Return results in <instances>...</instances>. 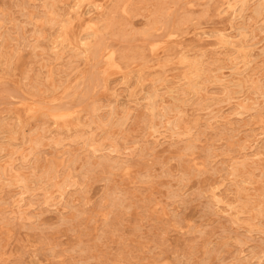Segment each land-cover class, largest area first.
<instances>
[{
    "label": "rangeland",
    "instance_id": "1",
    "mask_svg": "<svg viewBox=\"0 0 264 264\" xmlns=\"http://www.w3.org/2000/svg\"><path fill=\"white\" fill-rule=\"evenodd\" d=\"M260 1L0 0V264H264Z\"/></svg>",
    "mask_w": 264,
    "mask_h": 264
},
{
    "label": "bare ground",
    "instance_id": "2",
    "mask_svg": "<svg viewBox=\"0 0 264 264\" xmlns=\"http://www.w3.org/2000/svg\"><path fill=\"white\" fill-rule=\"evenodd\" d=\"M57 1H58V0H57ZM59 1H60V0H59ZM230 1H231V0H230ZM236 1H237V0H236ZM259 1H260V0H259ZM52 2H53V1H52ZM116 2H117V4H118V0H116ZM130 2H131V1H130ZM134 2H135V1H134ZM238 2H239V1H238ZM260 2H261V1H260ZM260 2H259V4H260ZM53 3H54V2H53ZM112 3H113V2H112ZM252 3H253V2H252ZM254 3H255V2H254ZM43 4L45 5V3H43ZM56 4H57V3H56ZM71 4H72V3H71ZM113 4H114V3H113ZM228 4H229V1H228ZM228 4H227V5H228ZM234 4H236V3H234ZM259 4H258V7H257V8H254V9H259V7H260ZM44 5H43V6H44ZM78 5H79V4H78ZM83 5H84V4H83ZM124 5H125V4H124ZM159 5L161 6V4H159ZM222 5H223V4H222ZM249 5H250V4H249ZM249 5H248V6H249ZM24 6H25V5H24ZM61 6H62V4H61ZM75 6H76V5H75ZM79 6H80V5H79ZM79 6H78V7H79ZM99 6H100V5H99ZM99 6H98V9H99ZM106 6H107V5H106ZM115 6H116V5H115ZM115 6H114V7H115ZM18 7H19V6H18ZM41 7H42V6H41ZM80 7H81V6H80ZM85 7H86V6H85ZM94 7H96V6H94ZM110 7H111V9L114 8V7H112V5H111ZM110 7H109V8H110ZM128 7H129V6H127V9H128ZM263 7H264V6H263ZM42 8H43V7H42ZM73 8H74V7H73ZM19 9H21V8H19ZM31 9H32V8H31ZM55 9H56V8H55ZM55 9H54V10H55ZM111 9H110V10H111ZM125 9H126V8H125ZM158 9H160V8H158ZM214 9H216V8H214ZM237 9H238V8H237ZM42 10H43V9H42ZM56 10H57V9H56ZM56 10H55V11H56ZM63 10H64V9H63ZM114 10H115V8H114ZM251 10H252V9H251ZM259 10H260V9H259ZM25 11H26V10H25ZM46 11H47V10H46ZM55 11H54V12H55ZM57 11H58V10H57ZM73 11L75 12V10H73ZM90 11H92V10H90ZM90 11H89V12H90ZM159 11H160V10H159ZM253 11H255V10H253ZM257 11H258V10H257ZM261 11H262V10H261ZM31 12H32V11H31ZM64 12H65V11H64ZM80 12H81V11H80ZM223 12H224V11H223ZM235 12H236V11H235ZM247 12H248V11H247ZM250 12H251V11H250ZM52 13H53V12H52ZM55 13H56V12H55ZM108 13H109V12H108ZM108 13H107V15H108ZM221 13H222V12H221ZM258 13H259V12H258ZM262 13H264V12L262 11ZM24 14H25V12H24ZM31 14L33 15V13H31ZM45 14H46V13H45ZM129 14H130V13H129ZM249 14H250V13H248V15H249ZM251 14H252V13H251ZM43 15H44V14H43ZM61 15H62V14H61ZM73 15H74V14H73ZM103 15H104V14H103ZM107 15H106V16H107ZM113 15H114V14H113ZM113 15H112V16H113ZM237 15H238V14H237ZM243 15H244V14H243ZM26 16H27V14H26ZM26 16H25V17H26ZM29 16H31V15H29ZM45 16H46V15H45ZM51 16H52V14H51ZM56 16H57V15H56ZM62 16H63V15H62ZM76 16H77V15H76ZM98 16H99V15H98ZM240 16H241V15H240ZM249 16H250V15H249ZM258 16H259V15H258ZM261 16H262V15H260V17H261ZM263 16H264V15H263ZM263 16H262V17H263ZM36 17H38V16H35V18H36ZM49 17H50V16H49ZM110 17H111V16H110ZM246 17H247V16H246ZM262 17H261V18H262ZM61 18H62V17H61ZM94 18H95V17H94ZM94 18H93V21H94ZM97 18H98V17H97ZM104 18H105V17H104ZM107 18H108V17H107ZM111 18H112V17H111ZM161 18H162V17H161ZM247 18H248V17H247ZM33 19H34V18H32V21H33ZM259 19H260V18H259ZM262 19H263V18H262ZM36 20H37V19H36ZM36 20H35V22H36ZM38 20H39V19H38ZM50 20H51V19H50ZM101 20H102V19H101ZM231 20H232V19H231ZM257 20H258V19H256V21H257ZM260 20H261V19H260ZM263 20H264V19H263ZM16 21H17V20H16ZM24 21H25V20H24ZM51 21H52V20H51ZM51 21H50V22H51ZM95 21H97V20H95ZM98 21H99V20H98ZM106 21H107V20H106ZM147 21H148V20H147ZM154 21H155V20H154ZM60 22H61V20H60ZM60 22H59V23H60ZM109 22H110V21H109ZM152 22H153V21H152ZM257 22H258V21H257ZM22 23H23V22H22ZM31 23L33 24V22H31ZM46 23H47V22H46ZM51 23H52V22H51ZM51 23H50V24H51ZM59 23H58V25H59ZM70 23H71V22H70ZM111 23H112V21H111ZM111 23H110V24H111ZM154 23H156V22H154ZM154 23H153L152 25H155ZM252 23H254V22H252ZM259 23H260V22H258V24H259ZM27 24H28V22H27ZM60 24H61V23H60ZM104 24H105V26H106V25H107V22L104 21ZM104 24H103V25H104ZM238 24H239V23H238ZM249 24L251 25V23H248V25H249ZM97 25H98V24H97ZM152 25H151V26H152ZM236 25H237V24H236ZM252 25H254V24H252ZM32 26H33V25H32ZM59 26H60V25H59ZM151 26H150V27H151ZM156 26H157V25H156ZM168 26H169V25H168ZM237 26H238V25H237ZM237 26H236V27H237ZM246 26H247V25H246ZM257 26H258V25H257ZM33 27H34V26H33ZM47 27H48V26H47ZM55 27H56V25H55ZM63 27H64V25H63ZM63 27H61V28H63ZM99 27H100V26H99ZM108 27H109V26H108ZM108 27H106V28H108ZM247 27H248V26H247ZM247 27H246V28H247ZM258 27H259V26H258ZM258 27H257V28H258ZM261 27H262V26H261ZM57 28H58V27H57ZM87 28H88V27H87ZM233 28H234V27H233ZM237 28H238V27H237ZM240 28H241V27H240ZM254 28H255V27H254ZM0 29H1V28H0ZM33 29H34V28H33ZM33 29H32V30H33ZM36 29H37V28H36ZM38 29H39V28H38ZM38 29H37V30H38ZM102 29H103V28H102ZM154 29H155V28H154ZM255 29H256V28H255ZM15 30H16V29H15ZM32 30H31V31H32ZM55 30H57V29H55ZM81 30H83V29H81ZM96 30H97V29H96ZM19 31H20V30H19ZM64 31H65V30H64ZM223 31H224V30H223ZM55 32H57V31H55ZM94 32H95V31H94ZM144 32H145V31H144ZM245 32H246V31H245ZM10 33H11V32H10ZM32 33H33V32H32ZM34 33H35V32H34ZM81 33H82V32H81ZM198 33H199V32H198ZM200 33H201V32H200ZM222 33H223V32H222ZM263 33H264V32H263ZM6 34H7V33H6ZM40 34H41V32H40ZM87 34H88V33H87ZM92 34H93V33H92ZM148 34H149V32H148ZM220 34H221V33H220ZM223 34H224V33H223ZM246 34H247V33H246ZM248 34H249V33H248ZM74 35H75V34H74ZM85 35H86V34H84V36H85ZM198 35H199V34H198ZM213 35H214V34H213ZM229 35H230V34H229ZM237 35H238V34H237ZM8 36H9V35H8ZM38 36H39V35H38ZM49 36H50V35H48V37H49ZM58 36H59V35H58ZM241 36H242V35H241ZM241 36H240V37H241ZM247 36H248V35H247ZM51 37H52V36H51ZM67 37H68V36H67ZM226 37H227V36H226ZM248 37H249V36H248ZM22 38H23V37H22ZM59 38H60V37H59ZM79 38H80V37H79ZM228 38H229V37H228ZM231 38H232V37H231ZM231 38H230V39H231ZM241 38H242V37H241ZM241 38H240V39H241ZM23 39H24V41H25V38H23ZM46 39H47V38H46ZM62 39H63V38H62ZM215 39H216V37H215ZM13 40H14V39H13ZM34 40H35V39H34ZM48 40H49V39H48ZM63 40H64V39H63ZM78 40H79V39H78ZM83 40H84V39H83ZM234 40H235V39H234ZM251 40H252V39H251ZM245 41H246V40H245ZM247 41H248V39H247ZM18 42H19V41H18ZM68 42H69V41H68ZM82 42H83V41H82ZM253 42H254V41H253ZM253 42H252V43H253ZM241 43H242V42H241ZM47 44H48V42H47ZM104 44H105V43H104ZM214 44H217V42L214 43ZM245 44H247V43H245ZM10 45H11V44H10ZM80 45H81V42H80ZM82 45H83V44H82ZM222 45H223V44H222ZM25 46H26V45H25ZM96 46H97V45H96ZM96 46H95V47H96ZM217 46H218V45H217ZM228 46H230V44H228ZM251 47H252V46H251ZM251 47H249V48H251ZM19 48H20V47H19ZM82 48H83V47H82ZM172 48H174V47H172ZM252 48H253V47H252ZM259 48H260V47H259ZM83 49H84V48H83ZM222 49H223V48H222ZM0 50H1V49H0ZM75 50H76V49H75ZM95 50H96V48H95ZM98 50H100V49H98ZM141 50H142V49H141ZM261 50H262V49H261ZM67 51H68V50H67ZM76 51H77V50H76ZM113 51H114V50H113ZM184 51H185V50H184ZM222 51H223V50H222ZM251 51H252V50H251ZM262 51H264V50H262ZM0 52H1V51H0ZM68 52H69V51H68ZM72 52H73V51H72ZM88 52H89V51H88ZM93 52H94V51H93ZM96 52H97V50H96ZM178 52H179V51H178ZM180 52H181V51H180ZM186 52H187V51H186ZM260 52H261V51H260ZM6 53H7V52H6ZM65 53L67 54V52H65ZM175 53H176V52H175ZM239 53H240V52H239ZM241 53H242V52H241ZM50 54H51V53H50ZM76 54H78V53L76 52ZM76 54H75V55H76ZM89 54H90V53H89ZM95 54H96V53H95ZM95 54L93 53V55H95ZM97 54H98V53H97ZM97 54H96V55H97ZM170 54H171V53H170ZM170 54H169V55H170ZM172 54H174V53H172ZM172 54H171L170 56H172ZM185 54H186V53H185ZM187 54H188V52H187ZM249 54H252V53L250 52ZM4 55H5V54H4ZM13 55H14V54H13ZM60 55H61V54H60ZM154 55H155V54H154ZM165 55H167V54H165ZM178 55H179V54H178ZM231 55H232V54H231ZM231 55H230V56H231ZM245 55H246V54H245ZM252 55H253V54H252ZM252 55H251V56H252ZM0 56H1V55H0ZM68 56H69V55H68ZM78 56H79V55H78ZM122 56H123V55H122ZM174 56H177V53L174 54ZM238 56H239V55H238ZM3 57H4V56H3ZM48 57H49V56H48ZM75 57H76V56H75ZM144 57H145V56H144ZM165 57H166V56H165ZM190 57H191V56H190ZM252 57H253V56H252ZM255 57H256V56H255ZM1 58H2V57H1ZM5 58H6V57H5ZM63 58H64V57H63ZM63 58H62V59H63ZM104 58H105V57H104ZM145 58H146V57H145ZM150 58H151V57H150ZM172 58H173V57H172ZM180 58H181V57H180ZM225 58H226V57H225ZM50 59H51V57H50ZM59 59H60V58H59ZM73 59H74V58H73ZM76 59H77V57H76ZM79 59L81 60V58H79ZM91 59H92V57L89 59V61H90ZM185 59H186V58H185ZM185 59L183 58V60H185ZM196 59H197V58H196ZM227 59H228V57H227ZM227 59H226V60H227ZM10 60H11V59H10ZM44 60H45V59H44ZM99 60H100V59L98 58L97 61H98V63L100 64ZM124 60H126V59H124ZM147 60H148V59H147ZM159 60H160V59H159ZM180 60H181V59H180ZM246 60H247V59H246ZM251 60H252V59H250V61H251ZM37 61H39V59H38ZM152 61H154V60L152 59ZM185 61H187V60H185ZM192 61H193V60H192ZM250 61H249V62H250ZM253 61H254V60H252V62H253ZM50 62H51V61H50ZM61 62H63V61H61ZM68 62H69V61H68ZM114 62H116V61H114ZM119 62H120V61H119ZM146 62H148V61H146ZM149 62H150V61H149ZM228 62H229V61H228ZM51 63H52V62H51ZM91 63H92V61H91ZM120 63H122V62H120ZM126 63H127V62H126ZM150 63H152V62H150ZM191 63H192V62H191ZM233 63H234V62H233ZM144 64H145V63H144ZM189 64H190V62H189ZM237 64H239V63H237ZM51 65H52V64H51ZM92 65H93V64H91V66H92ZM104 65H105V64H104ZM116 65H117V64H116ZM127 65H128V64H127ZM233 65H234V64H233ZM123 66H124V65H123ZM243 66H246V65H243ZM253 66H254V64H253ZM95 67H97V66L95 65ZM116 67H117V66H116ZM128 67H129V66H128ZM155 67H156V66H155ZM179 67H180V66H179ZM179 67H178V68H179ZM187 67H188V66H187ZM191 67H192V66H191ZM221 67H222V66H221ZM221 67H220V69H222ZM238 67H239V66H238ZM248 67H249V66H247L246 68L248 69ZM256 67H257V66H256ZM256 67H255V68H256ZM258 67H259V66H258ZM44 68H45V67H44ZM97 68H98V67H97ZM121 68H122V67H121ZM151 68H152V67H151ZM180 68H181V67H180ZM192 68H193V67H192ZM233 68H234V67H233ZM72 69H73V68H72ZM99 69H101V68H99ZM124 69H125V68H124ZM218 69H219V68H218ZM242 69H243V68H242ZM247 69H246V70H247ZM253 69H254V68H253ZM185 70H187V69H185ZM189 70H190V68H189ZM198 70H199V69H198ZM248 70L250 71V69H248ZM119 71H120V70H119ZM150 71H151V70H150ZM231 71H232V70H231ZM243 71H244V70H243ZM94 72H95V71H94ZM96 72H97V71H96ZM120 72H121V71H120ZM148 72H149V71H148ZM46 73H47V72H46ZM99 73H100V72H99ZM116 73H117V72H116ZM162 73H163V72H162ZM190 73H191V72H190ZM247 73H248V72H247ZM44 74H45V73H44ZM51 74H52V72H51ZM54 74H55V73H54ZM67 74H68V73H67ZM191 74H193V73H191ZM191 74H189V75H191ZM232 74H233V73H232ZM234 74H235V73H234ZM243 74H244V73H243ZM248 74H249V73H248ZM248 74H247V75H248ZM255 74H256V73H255ZM45 75H46V74H45ZM55 75H56V74H55ZM184 75H185V74H184ZM203 75H204V74H203ZM235 75H237V74H235ZM42 76H43V75H42ZM192 76H193V75H192ZM229 76H230V75H229ZM232 76H233V78H234V75H232ZM58 77H59V76H58ZM92 77H93V76H92ZM107 77H108V76H107ZM125 77H126V75H125ZM196 77H197V76H196ZM218 77H219V76H218ZM246 77H247V76H246ZM248 77H249V76H248ZM248 77H247V78H248ZM251 77H252V76H251ZM148 78H149V77H148ZM168 78H169V77H168ZM180 78H181V77H180ZM239 78H240V77H239ZM239 78H238V79L235 78V79H236V80H239ZM35 79H36V78H35ZM89 79H90V78H89ZM97 79H98V78H97ZM99 79H100V78H99ZM99 79H98V80H99ZM106 79H108V78H106ZM127 79H128V78H127ZM172 79H173V78H172ZM186 79H187V78H186ZM249 79H250V78H249ZM38 80H40V79H38ZM90 80H91V79H90ZM95 80H96V79H95ZM100 80H101V79H100ZM119 80H120V79H119ZM147 80H148V79H147ZM167 80H168V79H167ZM170 80H171V79H170ZM211 80H212V78H211ZM211 80H210V81H211ZM236 80L234 81V83L236 82ZM87 81H89V80H87ZM101 81H104V79H102ZM110 81H111V80H110ZM136 81H137V80H136ZM136 81H135V82H136ZM156 81L158 82V80H156ZM163 81H164V80H163ZM174 81H176V80L174 79ZM180 81H181V79H180ZM252 81H253V80H252ZM43 82H44V81H43ZM45 82H46V81H45ZM79 82H80V81H79ZM99 82H100V81H99ZM111 82H112V81H111ZM170 82H172V81H170ZM186 82H187V81H186ZM239 82H240V81H239ZM250 82H251V81H250ZM253 82H254V81H253ZM255 82H257V81H255ZM255 82H254V83H255ZM87 83H88V82H87ZM87 83H86V84H87ZM91 83H93V82L91 81ZM168 83H169V82H168ZM222 83H224V82L222 81ZM222 83H221V85H222ZM230 83H232V82H230ZM254 83H253V85H254ZM257 83H258V82H257ZM257 83H256V84H257ZM41 84H42V83H41ZM78 84H79V83H78ZM78 84H76V85H78ZM241 84H242V83H241ZM79 85H80V84H79ZM87 85H88V84H87ZM102 85H103V84H102ZM134 85H135V84H134ZM134 85H133V86H134ZM161 85H162V84H161ZM186 85H187V84H186ZM190 85H191V84H190ZM228 85H229V84H228ZM243 85H244V83H243ZM30 86H31V85H30ZM92 86H93V85H92ZM113 86H115V85H113ZM113 86H112V87H113ZM131 86H132V85H131ZM164 86H165V84H164ZM164 86H163V87H164ZM183 86H184V84H183ZM192 86H193V84H192ZM229 86H230V85H229ZM232 86H233V83H232ZM234 86H235V85H234ZM258 86H259V85H258ZM83 87H84V86H83ZM150 87H151V86H149V88H150ZM181 87H182V86H181ZM186 87H187V86H186ZM235 87H236V86H235ZM242 87H243V86H242ZM242 87H241V88H242ZM249 87H250V86H249ZM251 87L253 88V86H251ZM251 87H250V88H251ZM262 87H263V85H262ZM74 88H76V87H74ZM89 88H90V87H89ZM92 88H93V87H92ZM100 88H101V87H100ZM151 88H152V87H151ZM151 88H150V89H151ZM159 88H160V87H159ZM170 88H171V87H170ZM172 88H174V86H173ZM191 88H192V87H191ZM200 88H201V86H200ZM223 88H224V86H223ZM226 88H228V86H226ZM32 89H33V88H32ZM58 89H59V88H58ZM72 89H73V88H72ZM84 89H85V88H84ZM98 89H99V88H98ZM114 89H115V88H114ZM116 89H117V88H116ZM165 89H166V88H165ZM202 89H203V88H202ZM224 89H225V88H224ZM239 89H240V88H239ZM242 89H243V88H242ZM244 89H245V88H244ZM74 90H75V89H74ZM89 90H90V89H89ZM172 90H173V89H172ZM183 90H184V89H183ZM188 90H190V89H188ZM200 90H201V89H200ZM203 90H205V89H203ZM227 90H229V89H227ZM51 91H52V90H51ZM115 91H116V90H115ZM192 91H193V89H192ZM205 91H206V90H205ZM220 91H221V90H220ZM225 91H226V90H225ZM112 92H113V91H112ZM112 92H111V93H112ZM158 92H159V91H158ZM166 92H167V91H166ZM168 92H169V91H168ZM179 92H180V91H179ZM207 92H208V91H207ZM231 92H232V91H231ZM238 92H239V91H238ZM16 93H17V92H16ZM86 93H87V92H86ZM145 93H146V92H145ZM148 93H149V92H148ZM161 93H162V91H161ZM161 93H160V94H161ZM173 93L176 94L175 91H173ZM183 93H184V92H183ZM186 93H187V92H186ZM229 93H230V92H229ZM240 93H243V92L241 91ZM240 93H239V94H240ZM255 93H256V92H255ZM263 93H264V92H263ZM44 94H45V93H44ZM46 94H47V93H46ZM95 94H96V93H95ZM112 94H114V93H112ZM169 94H170V93H169ZM177 94H178V93H177ZM177 94H176V95H177ZM207 94H208V93H207ZM224 94H225V93H224ZM230 94L232 95V93H230ZM237 94H238V93H237ZM258 94H261V93H258ZM48 95H49V94H48ZM114 95H116V92H115ZM179 95H180V94H179ZM225 95H226V94H225ZM227 95H228V94H227ZM84 96H85V95H84ZM235 96H236V95H235ZM235 96H234V97H235ZM65 97H66V96H65ZM65 97H64V98H65ZM144 97H145V96H144ZM159 97H160V96H159ZM159 97H158V100H159ZM170 97H172V96H170ZM170 97H169V98H170ZM238 97H239V96H238ZM238 97H237V98H238ZM256 97H257V96H256ZM74 98L76 99L77 97H74ZM178 98H179V97H178ZM223 98H224V97H223ZM226 98H227V97H226ZM228 98H230V95H229ZM81 99H82V98H81ZM170 99H171V98H170ZM173 99H174V98H173ZM179 99H180V98H179ZM235 99H236V97H235ZM243 99H244V98H243ZM247 99H248V98H247ZM263 99H264V98H262V100H263ZM21 100H22V98H21ZM69 100H70V99H69ZM95 100H96V99H95ZM95 100H94V101H95ZM148 100H149V99H148ZM163 100H164V99H163ZM181 100H182V99H181ZM230 100H231V99H230ZM244 100H245V99H244ZM244 100H243V101H244ZM249 100H251V99H249ZM252 100H253V99H252ZM71 101H72V99H71ZM79 101H80V99H79ZM79 101H78V102H79ZM98 101H99V100H98ZM111 101H112V100H111ZM149 101H150V100H149ZM185 101H186V100H184V102H185ZM228 101H229V100H228ZM22 102H23V101H22ZM25 102H26V101H25ZM62 102H64V101H62ZM96 102H97V100H96ZM113 102H114V100H113ZM226 102H227V101H226ZM256 102H258V99H257ZM256 102H255V103H256ZM11 103H12V102H11ZM14 103H15V102H14ZM36 103H37V102H36ZM36 103H35V105H36ZM38 103H39V102H38ZM45 103H46V102H45ZM58 103H59V102H58ZM66 103H67V102H66ZM71 103H72V102H71ZM79 103H80V102H79ZM79 103H78V104H79ZM109 103H110V102H109ZM163 103H165V102H163ZM61 104H62V103H61ZM63 104H64V103H63ZM74 104H75V103H73V105H74ZM78 104H77V105H78ZM80 104H81V103H80ZM80 104H79V105H80ZM116 104H117V103H116ZM227 104H228V103H227ZM233 104H234V102H233ZM235 104H237V102H236ZM258 104H259V103H258ZM9 105H11V104H9ZM45 105H46V104H45ZM48 105H49V104H48ZM50 105H51V104H50ZM112 105H113V104H112ZM121 105H122V104H121ZM127 105H128V104H127ZM158 105H159V104H158ZM168 105H169V104H168ZM175 105H176V104H175ZM230 105H231V104H230ZM237 105H238V104H237ZM256 105H257V104H256ZM32 106H33V105H32ZM37 106H38V105H37ZM37 106H36V107H37ZM56 106H58V104H57ZM115 106H116V105H115ZM139 106H140V105H139ZM146 106H147V105H146ZM148 106H149V105H148ZM161 106H162V105H161ZM171 106H172V105H170V107H171ZM176 106H179V105H176ZM254 106H255V105H254ZM254 106H253V110H254ZM36 107H35V108H36ZM59 107H60V105H59ZM74 107H75V106H74ZM149 107L151 108V106H149ZM206 107H208V106H206ZM229 107H230V106H229ZM232 107H233V106H232ZM261 107H262V106H261ZM263 107H264V106H263ZM263 107H262V108H263ZM60 108H62V107H60ZM76 108H77V107H76ZM118 108H119V106H118ZM142 108H143V107H142ZM144 108H145V107H144ZM146 108H147V107H146ZM146 108H145V109H146ZM150 108L148 109L149 111H150ZM160 108H161V107H160ZM171 108H172V107H171ZM176 108H177V107H176ZM179 108H180V107H179ZM230 108H231V107H230ZM237 108L239 109V107H237ZM262 108H260V109H262ZM37 109H39V108H37ZM63 109H64V108H63ZM90 109H91V108H90ZM158 109H159V108H158ZM163 109L165 110V108H163ZM180 109H181V108H180ZM228 109H229V108H228ZM232 109H233V108H232ZM238 109H237V110H238ZM242 109H243V108H242ZM258 109H259V108H258ZM14 110H15V109H14ZM68 110H69V109H68ZM71 110H72V109H71ZM129 110H130V109H129ZM164 110H163V111H164ZM171 110H172V109H171ZM230 110H231V109H229V111H230ZM256 110H257V108H255V110H254L255 112L253 111V113H256ZM9 111H10V110H9ZM11 111H12V110H11ZM40 111H41V110H40ZM66 111H67V110H66ZM66 111H64V112H66ZM121 111H122V109H121ZM127 111H128V110H127ZM127 111H126V112H127ZM229 111H228V113L230 114L231 111H230V112H229ZM243 111H244V110H243ZM258 111H259V110H258ZM263 111H264V110H263ZM34 112H35V111H34ZM44 112H45V111H44ZM67 112H68V111H67ZM117 112H118V110H117ZM128 112H129V111H128ZM146 112L148 113L147 109H146ZM157 112H158V111H157ZM172 112H173V110H172ZM178 112H179V111H178ZM220 112H221V111H220ZM233 112H234V111H233ZM233 112H231V114H232ZM12 113H13V112H12ZM36 113H37V110H36ZM38 113H39V112H38ZM52 113H53V112H52ZM62 113H63V112H62ZM109 113H110V112H109ZM109 113H108V114H109ZM129 113H130V112H129ZM147 113H146V114H147ZM165 113H166V111H165ZM179 113H180V112H179ZM41 114H42V113H41ZM126 114H127V113H126ZM149 114H150V113H149ZM166 114H167V113H166ZM174 114H175V113H174ZM214 114L216 115V113H214ZM220 114H221V113H219V115H220ZM223 114H224V113H223ZM231 114H230V115H231ZM244 114H245V113H244ZM247 114L249 115L250 113H247ZM18 115H19V114H18ZM33 115H34V114H33ZM76 115H77V114H75V116H76ZM109 115H110V114H109ZM151 115H152V113H151ZM212 115H213V114H212ZM212 115H211V119L213 118ZM215 115H214V116H215ZM219 115H218V116H219ZM241 115H242V113H241ZM254 115H255V114H254ZM254 115H253V116H254ZM262 115H263V114H262ZM14 116H15V114H14ZM90 116H91V115H90ZM119 116H120V115H119ZM126 116H127V115H126ZM149 116H150V115H149ZM162 116H163V114H162ZM238 116H239V115H238ZM3 117H4V116H3ZM28 117H29V116H28ZM50 117H51V116H50ZM83 117H84V116H83ZM91 117H92V116H91ZM107 117H108V116H107ZM179 117H180V116H179ZM179 117H178V118H179ZM216 117H217V116H215V118H216ZM245 117H246V116H245ZM248 117H249V116H248ZM256 117H257V115H256ZM256 117H255V118H256ZM0 118H2V117H0ZM72 118H73V116H72ZM79 118H80V117H79ZM146 118H148V117H146ZM150 118H151V117H150ZM173 118H174V117H173ZM250 118H252V117H250ZM18 119H20V118H18ZM27 119H28V118H27ZM151 119H152V118H151ZM151 119H150V120H151ZM164 119H165V117H164ZM168 119H169V118H168ZM241 119H242V118H241ZM41 120H42V119H41ZM55 120H56V119H55ZM57 120H58V119H57ZM82 120H83V119H82ZM87 120H89V118H88ZM106 120H107V119H106ZM147 120H149V118H148ZM147 120H146L145 122H147ZM150 120H149V121H150ZM239 120H240V118H239ZM253 120H254V119H253ZM0 121H1V120H0ZM20 121H21V119H20ZM63 121H64V120H63ZM72 121H73V120H72ZM77 121H78V120H77ZM79 121H80V120H79ZM162 121H163V119H162ZM162 121H161V122H162ZM168 121H169V120H168ZM171 121H172V120H171ZM250 121H251V119H250ZM3 122H4V121H3ZM6 122H8V121L6 120ZM85 122L87 123V121H85ZM221 122H222V121H221ZM227 122H228V120H227ZM238 122H239V121H238ZM247 122H248V120H247ZM4 123H5V122H4ZM20 123H21V122H20ZM51 123H52V122H51ZM162 123H163V122H162ZM185 123H186V122H185ZM206 123H207V122H206ZM243 123H244V122H243ZM8 124H9V123H8ZM41 124H42V123H41ZM43 124H44V123H43ZM52 124H53V123H52ZM76 124H77V123H76ZM145 124H146V123H145ZM153 124H155V123L153 122ZM157 124H158V122H157ZM32 125H33V124H32ZM71 125H72V124H71ZM84 125H85V124H84ZM86 125H87V124H86ZM147 125H149V124H147ZM147 125H146V126H147ZM155 125H156V124H155ZM160 125H161V124H160ZM225 125H226V124H225ZM225 125H224V127H225ZM239 125H240V124H239ZM242 125H243V124H242ZM242 125H241L240 127H242ZM9 126H11V125L9 124ZM36 126H37V125H36ZM125 126H126V125H125ZM158 126H159V125H158ZM171 126H172V125H171ZM188 126H189V125H188ZM0 127H1V125H0ZM4 127H7V125L5 124ZM33 127H34V126H33ZM58 127H59V126H58ZM116 127H117V126H116ZM148 127H149V126H148ZM154 127H155V126H153V129H154ZM160 127H161V126H160ZM204 127H205V126H204ZM206 127H207V126H206ZM219 127H220V126H219ZM8 128H9V127H8ZM26 128H27V127H26ZM31 128H32V127H31ZM31 128H29V129L27 128V130L31 131ZM55 128H56V127H55ZM59 128H60V127H59ZM70 128H71V127H70ZM168 128H169V127H168ZM168 128H167V129H168ZM171 128H172V127H171ZM178 128H180V127H178ZM225 128H226V127H225ZM229 128H230V127H229ZM233 128H234V127H233ZM236 128H237V127H236ZM6 129H7V128H6ZM56 129H57V128H56ZM80 129H81V128H80ZM127 129H128V128H127ZM204 129H205V128H204ZM213 129H214V128H213ZM230 129H231V128H230ZM3 130H4V129H3ZM24 130H25V129H24ZM40 130H41V129H40ZM58 130H59V129H58ZM68 130H69V129H68ZM71 130H72V129H71ZM142 130H143V129H142ZM147 130H148V129H147ZM157 130H158V129H157ZM207 130H209V129H207ZM219 130H220V128H219ZM219 130H218V131H219ZM231 130H232V129H231ZM10 131L12 132V130H10ZM36 131H38V130H36ZM155 131H156V130H155ZM165 131H167V130H165ZM181 131H182V130H181ZM186 131H187V130H186ZM189 131H190V130H189ZM189 131H188V132H189ZM214 131H215V130H214ZM214 131H212V132H214ZM216 131H217V130H216ZM216 131H215V132H216ZM232 131H233V130H232ZM2 132H3V131H2ZM5 132H6V131H5ZM20 132H21V131H20ZM57 132H58V131H57ZM59 132H60V131H59ZM75 132H76V131H75ZM227 132H228V131H227ZM26 133H27V132H26ZM43 133H44V131H43ZM190 133H192V132H190ZM202 133H203V132H202ZM0 134H2V133H0ZM28 134H29V133H28ZM41 134H42V133H41ZM62 134H64V132H63ZM68 134H69V133H68ZM155 134H156V132H155ZM160 134H162V133H160ZM217 134H218V133H217ZM21 135H22V134H21ZM201 135H203V134H201ZM26 136H27V134H25V137H26ZM39 136H40V135H39ZM56 136L59 137V135H56ZM65 136H66V135H65ZM68 136H69V135H68ZM152 136H153V135H152ZM197 136H198V135H197ZM204 136H205V135H204ZM204 136H203V137H204ZM63 137H64V136H63ZM203 137H201V138L203 139ZM208 137H209V135H208ZM41 138H42V137H41ZM45 138H46V137H45ZM59 138H60V137H59ZM66 138H67V137H66ZM66 138H65V139H66ZM84 138H85V137H84ZM101 138H102V135H101ZM204 138H205V137H204ZM46 139H47V138H46ZM199 139H200V137H199ZM202 139H201V140H202ZM244 139H246V138H244ZM39 140H41V139H39ZM49 140H50V139H49ZM111 140H112V139H111ZM176 140L178 141V139H176ZM191 140H194V138L191 139ZM201 140H200V141H201ZM11 141H12V140H11ZM35 141H36V140H35ZM96 141H97V139H96ZM96 141H95V142H96ZM150 141H152V139H151ZM171 141L173 142L172 138H171ZM196 141H197V140H196ZM210 141H211V140H210ZM240 141H241V140H240ZM0 142H2V141H0ZM23 142H24V141H23ZM36 142H37V141H36ZM38 142H39V141H38ZM54 142H56L55 139H54ZM102 142H103V141H102ZM129 142H130V141H129ZM142 142H143V141H142ZM145 142H146V141H145ZM185 142H186V141H185ZM187 142L189 143V141H187ZM193 142H194V141H193ZM193 142H192V143H193ZM204 142H205V141H204ZM5 143H7V142H5ZM5 143H4V144H5ZM4 144H3V145H4ZM32 144H34V143H32ZM113 144H115V142H114ZM151 144H152V143H151ZM173 144H174V143H173ZM176 144H177V143H176ZM180 144H181V143H180ZM184 144H185V143H184ZM3 145H2V146H3ZM64 145H65V144H64ZM116 145H117V144H116ZM181 145H182V144H181ZM194 145H195V144H194ZM211 145H212V144H211ZM243 145H244V144H243ZM243 145H242V147H243ZM11 146H13V145H11ZM35 146H37V145H35ZM62 146H63V145H62ZM156 146H158V145L156 144ZM156 146H155L154 148H156ZM171 146H172V145H171ZM182 146H183V145H182ZM185 146H187V145H185ZM196 146H198V145L196 144L195 147H196ZM203 146H204V145H203ZM207 146H208V144H207ZM212 146H214V145H212ZM212 146H211V147H212ZM240 146H241V145H240ZM16 147H17V146H16ZM33 147H34V146H33ZM68 147H70V146H68ZM68 147H67V148H68ZM191 147H193V146H191ZM209 147H210V145H209ZM211 147H210V148H211ZM3 148H4V146H3ZM20 148H21V147H20ZM35 148H36V147H35ZM79 148H80V147H79ZM86 148H87V147H86ZM99 148H100V147H99ZM101 148H102V147H101ZM116 148H117V147H116ZM142 148H143V147H142ZM201 148H203V147H201ZM205 148L207 149V147H205ZM246 148H247V147H246ZM53 149L55 150V148H53ZM71 149H72V148H71ZM147 149H148V148H147ZM182 149H183V148H182ZM212 149H214V148H212ZM1 150H2V149H1ZM21 150H22V149H21ZM33 150H34V149H33ZM39 150H40V149H39ZM54 150H53V151H54ZM60 150H61V149H60ZM83 150H84V149H83ZM86 150H87V149H86ZM101 150H102V149H101ZM115 150H116V149L114 148V151H115ZM149 150H150V148H149ZM183 150H184V149H183ZM210 150H211V149H210ZM19 151H20V149H19ZM19 151H18V152H19ZM41 151H42V150H41ZM45 151H46V150H45ZM70 151H71V150H70ZM74 151H75V150H74ZM111 151H112V150H111ZM152 151H153V150H152ZM181 151H182V150H181ZM215 151H216V150H215ZM0 152H1V151H0ZM54 152H55V151H54ZM66 152H67V151H66ZM81 152H82V151H81ZM84 152H85V150H84ZM145 152L147 153V151H144V153H145ZM183 152H184V151H183ZM8 153H9V152H8ZM13 153H14V151H13ZM35 153H36V152H35ZM72 153H73V152H72ZM72 153H71V154H72ZM149 153H151V150L149 151ZM149 153H148V154H149ZM209 153H210V152H209ZM256 153H257V152H256ZM16 154H17V152H16ZM23 154H24V153H23ZM36 154H37V153H36ZM69 154H70V153H69ZM69 154H68V155H69ZM77 154H80V153H77ZM77 154H76V156H78ZM106 154H107V153H106ZM135 154H136V153H135ZM137 154H138V153H137ZM195 154H196V153H195ZM39 155H40V154H39ZM80 155H81V154H80ZM116 155H117V154H116ZM145 155H146V154H145ZM152 155H153V154H152ZM248 155H249V154H248ZM252 155H253V154H252ZM9 156H10V155H9ZM21 156H22V154H21ZM74 156H75V155H74ZM105 156H107V155H105ZM154 156H155V154H154ZM189 156H190V155H189ZM192 156H193V155H192ZM246 156H247V155H246ZM39 157H40V156H39ZM68 157H69V156H68ZM90 157H91V156H90ZM140 157H141V156H140ZM140 157H139V158H140ZM212 157H213V156H212ZM21 158H22V157H21ZM55 158H56V157H55ZM55 158H54V159H55ZM69 158H70V157H69ZM77 158H78V157H77ZM106 158H107V157H106ZM113 158L115 159V157H113ZM118 158H119V157H118ZM141 158H142V157H141ZM39 159H40V158H39ZM39 159H38V160H39ZM98 159H100V158H98ZM103 159H104V157H103ZM109 159H110V158H109ZM111 159H112V157H111ZM111 159H110V160H111ZM125 159H126V158H125ZM137 159H138V158H137ZM154 159H155V158H154ZM13 160H14V159H13ZM38 160H37V161H38ZM73 160H75L74 157H73L72 161H73ZM112 160H113V159H112ZM117 160H120V159H117ZM122 160H123V159H122ZM207 160H208V159H207ZM209 160H210V159H209ZM8 161H9V160H8ZM10 161H11V160H10ZM29 161L32 162V160H29ZM40 161H41V160H40ZM72 161H71V162H72ZM75 161H76V160H75ZM99 161H100V160H99ZM107 161H108V160H107ZM113 161H114V160H113ZM125 161H127V160H125ZM139 161H140V160H139ZM34 162H35V161H34ZM38 162H39V161H38ZM81 162H82V161H81ZM90 162H91V160H90ZM105 162H106V161H105ZM105 162H104V163H105ZM122 162H123V161H122ZM127 162H128V161H127ZM195 162H196V161H195ZM246 162H247V161H246ZM7 163H8V162H7ZM27 163H28V162H27ZM36 163H37V162H36ZM53 163H54V162H53ZM91 163H92V162H91ZM120 163H121V161H120ZM123 163H124V162H123ZM204 163H205V162H204ZM248 163H249V162H248ZM32 164H33V163H32ZM127 164H128V163H127ZM166 164H167V163H166ZM179 164H180V163H179ZM195 164H196V163H195ZM244 164H245V163H244ZM5 165H6V162H5ZM9 165H10V164H9ZM24 165H25V164H24ZM70 165H71V164H70ZM87 165H88V164H87ZM96 165H97V164H96ZM103 165H104V164H103ZM110 165H111V164H110ZM205 165H206V163L204 164V166H205ZM25 166H26V165H25ZM51 166H52V165H51ZM71 166H72V165H71ZM85 166H86V165H85ZM111 166H112V165H111ZM250 166H251V165H250ZM9 167H10V166H9ZM11 167H12V166H11ZM13 167H15V166H13ZM17 167H18V166H17ZM32 167H33V166H32ZM91 167H92V166H91ZM93 167H94V166H93ZM208 167H210V166H208ZM1 168H2V167H1ZM21 168H22V167H21ZM37 168H38V166H37ZM50 168H51V167H50ZM50 168H49V170H50ZM54 168H55V167H54ZM192 168H193V166H192ZM243 168H244V166H243ZM17 169H19V168H17ZM31 169H32V168H31ZM56 169H57V168H56ZM72 169H73V168H72ZM84 169H85V168H84ZM89 169H90V167H89ZM89 169H88V170H89ZM102 169H103V168H102ZM146 169H147V167H146ZM194 169H197V167L194 168ZM212 169H213V168H212ZM47 170H48V169H47ZM160 170H161V169H160ZM0 171H1V170H0ZM55 171H56V170H55ZM62 171H63V170H62ZM237 171H238V170H237ZM46 172H47V171H46ZM49 172H50V171H49ZM57 172H58V170H57ZM65 172H66V171H65ZM97 172H98V171H97ZM102 172H103V171H102ZM105 172H106V171H105ZM147 172H148V171H147ZM203 172H204V170H203ZM208 172H209V170H208ZM14 173H15V172H14ZM52 173H55L54 170H53ZM169 173H170V172H169ZM39 174H40V173H39ZM72 174H73V173H72ZM72 174H71V175H72ZM92 174H93V173H92ZM5 175H6V174H5ZM44 175H45V174H44ZM50 175H51V173H50ZM97 175H98V174H97ZM141 175H142V174H141ZM148 175H149V174H148ZM243 175H244V174H243ZM39 176H40V175H39ZM41 176H42V175H41ZM41 176H40V177H41ZM45 176H46V175H45ZM52 176H53V174H52ZM54 176H55V174H54ZM54 176H53V177H54ZM56 176L58 177V173L56 174ZM73 176H74V175H73ZM192 176H193V175H192ZM5 177H6V176H5ZM11 177H12V176H11ZM21 177H22V176H21ZM37 177H38V176H37ZM49 177H50V176H49ZM57 177H55V178L57 179ZM74 177H75V176H74ZM130 177H131V176H130ZM146 177H147V176H146ZM248 177H249V176H248ZM24 178H25V175H24ZM93 178H94V176H93ZM100 178H101V176H100ZM176 178H177V177H176ZM5 179H7V178H4V180H5ZM10 179H11V178H10ZM40 179H41V178H40ZM48 179H49V178H48ZM78 179H79V178H78ZM41 180H42V179H41ZM64 180H65V179H64ZM181 180H182V179H181ZM6 181H7V180H6ZM10 181H11V180H10ZM26 181H27V180H26ZM37 181H38V180H37ZM49 181H50V180H49ZM71 181H72V178H71ZM176 181H177V180H176ZM184 181H185V180H184ZM240 181H245V179H243V180L241 179ZM14 182H15V181H14ZM18 182H19V183H18V185H19V184H20V181H18ZM34 182H35V181H34ZM55 182H56V181H55ZM63 182H64V181H62V183H63ZM76 182H77V181H76ZM82 182H83V181H82ZM141 182H142V181H141ZM238 182H239V181H238ZM22 183H24V182H22ZM28 183H29V182H28ZM40 183H41V182H40ZM47 183H49V182H47ZM47 183H46V184H47ZM69 183H70V182H69ZM71 183H72V182H71ZM1 184H2V183H1ZM4 184H5V183H4ZM12 184H14V183H12ZM16 184H17V182H16ZM41 184H42V183H41ZM5 185H6V184H5ZM24 185H25V184H24ZM49 185H50V184H48V186H49ZM2 186H3V185H2ZM12 186H13V185H12ZM16 186H17V185H16ZM16 186H15V187H16ZM19 186H21V184H20ZM42 186H43V185H42ZM45 186H46V185H45ZM67 186H68V185H67ZM178 186H179V184H178ZM178 186L176 187V190H177ZM15 187H14V188H15ZM24 187H25V186H24ZM39 187H40V186H39ZM171 187H172V186H171ZM28 188H29V187H28ZM37 188H38V187H37ZM81 188H82V187H81ZM4 189H5V188H4ZM9 189H10V187H9ZM29 189H30V188H29ZM75 189H76V188H75ZM12 190H13V189H12ZM24 190H25V189H24ZM24 190H23V191H24ZM2 191H3V190H2ZM2 191H1V192H2ZM26 191H27V190H26ZM41 191H42V190H41ZM46 191H48V190H46ZM46 191H45V192H46ZM57 191H58V190H57ZM15 192H16V191H15ZM17 192H18V191H17ZM168 192H169V191H168ZM171 192H172V191H171ZM25 193H26V192H25ZM25 193H23V194H25ZM35 193H36V192H35ZM62 193H63V192H62ZM68 193H69V191H68ZM174 193H175V192H174ZM18 194H19V193H18ZM23 194H22V195H23ZM29 194H30V193H29ZM65 194H66V193H65ZM71 194H73V193H71ZM177 194H178V193H177ZM12 195H13V194H12ZM16 195H17V194H16ZM50 195H51V194H50ZM69 195H70V194H69ZM172 195H174V194H172ZM32 196H33V195H32ZM43 196H44V195H43ZM60 196H61V195H60ZM62 196H63V195H62ZM65 196H67V195H65ZM82 196H83V195H82ZM102 196H103V195H102ZM51 198H52V197H51ZM55 198H56V197H55ZM66 198H67V197H66ZM166 198H167V197H166ZM19 199H20V198H19ZM28 199H29V198H28ZM177 199H178V198H177ZM210 199H211V198H210ZM15 200H16V199H15ZM22 200H23V199H22ZM22 200H20V201H22ZM67 200H68V199H67ZM173 200H174V199H173ZM29 201H30V200H29ZM99 201H100V200H99ZM158 201H159V200H158ZM27 202H28V201H27ZM52 202H53V201H52ZM70 202H71V201H70ZM20 203H21V202H20ZM29 203H30V202H29ZM74 203H75V202H74ZM84 203H85V202H84ZM27 204H28V203H27ZM61 204H62V203H61ZM99 204H101V203H99ZM231 204H232V203H231ZM15 205H16V204H15ZM62 205H63V204H62ZM86 205H87V204H86ZM144 205H146V204H144ZM171 205H172V204H171ZM16 206H17V205H16ZM21 206H22V205H21ZM82 206H83V205H82ZM206 206L208 207V204H207ZM30 207H31V206H30ZM207 207H206V208H207ZM15 208H16V207H15ZM74 208H76V207H74ZM82 208H83V207H82ZM116 208H117V207H116ZM211 208H212V207H211ZM16 209H17V208H16ZM102 209H103V208H102ZM207 209H208V208H207ZM33 210H34V209H33ZM38 210H39V209H38ZM73 210H74V209H73ZM12 211H13V210H12ZM15 211H16V210H15ZM15 211H14V212H15ZM25 211H26V210H25ZM76 211H77V210H76ZM209 211H210V209H209ZM211 211H212V210H211ZM217 211H218V210H217ZM16 212H17V211H16ZM61 212H62V211H61ZM215 212H216V211H215ZM85 213H86V210H85ZM4 214H5V213H4ZM8 214H9V212H8ZM28 214H29V213H28ZM30 214H31V213H30ZM40 214H41V213H40ZM81 214H82V213H81ZM108 214H109V213H108ZM206 214H207V213H206ZM213 214H214V213H213ZM26 215H27V213H26ZM26 215H25V216H26ZM32 215H34V214H32ZM6 216H8V215H6ZM107 216H108V215H107ZM1 217H2V216H1ZM18 217H19V216H18ZM26 217H27V216H26ZM30 217H31V216H30ZM78 217H79V216H78ZM174 217H175V215H174ZM6 218H7V217H6ZM8 218H9V216H8ZM11 218H13V217L11 216ZM171 218H172V217H171ZM9 219H10V218H9ZM174 219H175V218H174ZM26 220H27V219H26ZM29 220H30V219H29ZM74 220H75V219H74ZM175 220H176V219H175ZM13 221H14V220H13ZM83 221H84V220H83ZM18 222H19V221H18ZM36 222H37V221H36ZM61 222H62V221H61ZM106 222H107V221H106ZM235 222H236V221H235ZM27 223H29V222H27ZM78 224H79V221H78ZM5 225H6V224H5ZM10 225H11V224H10ZM20 225H21V224H20ZM22 225H23V224H22ZM35 225H37V224H35ZM82 225H83V223H82ZM31 226H32V225H31ZM44 227H45V226H44ZM53 227H54V225H53ZM101 227H102V226H101ZM249 227H250V226H249ZM20 228H21V227H20ZM49 228H51V227H49ZM80 228H81V227H80ZM22 230H23V229H22ZM53 230H54V229H53ZM76 230H77V229H76ZM80 230H81V229H80ZM70 232H71V231H70ZM103 233H104V232H103ZM42 235H43V234H42ZM80 235H81V234H80ZM103 235H104V234H103ZM96 240H97V239H96ZM44 241H45V240H44ZM46 241H47V240H46ZM46 244H47V243H46ZM59 244H60V243H59ZM86 246H87V245H86ZM56 247H57V246H56ZM80 247H82V246H80ZM124 247H125V246H124ZM76 249H78V248H76ZM46 250H47V249H46ZM68 250H70V249H68ZM83 250H85V249H83ZM83 250H82V251H83ZM41 251H42V250H41ZM59 252H60V251H59ZM89 252H90V251H89ZM60 253H61V252H60ZM44 255H45V254H44ZM60 255H61V254H60ZM22 257H23V256H22ZM80 257H81V256H80ZM86 257H87V256H86ZM24 258H25V257H24ZM88 258H89V257H88ZM42 259H43V258H42ZM83 259H84V258H83ZM71 261H72V260H71ZM54 262H55V261H54ZM68 262H69V261H68ZM20 263H21V262H20ZM20 263H19V264H20ZM76 263H77V262H76ZM76 263H75V264H76ZM1 264H2V263H1ZM16 264H17V263H16Z\"/></svg>",
    "mask_w": 264,
    "mask_h": 264
}]
</instances>
